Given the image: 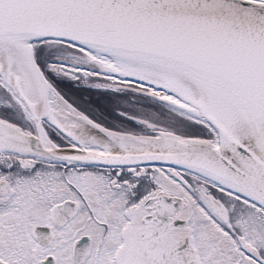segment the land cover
Listing matches in <instances>:
<instances>
[{"label":"snow or ice","instance_id":"1","mask_svg":"<svg viewBox=\"0 0 264 264\" xmlns=\"http://www.w3.org/2000/svg\"><path fill=\"white\" fill-rule=\"evenodd\" d=\"M0 264H264V0H0Z\"/></svg>","mask_w":264,"mask_h":264}]
</instances>
